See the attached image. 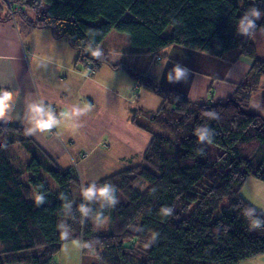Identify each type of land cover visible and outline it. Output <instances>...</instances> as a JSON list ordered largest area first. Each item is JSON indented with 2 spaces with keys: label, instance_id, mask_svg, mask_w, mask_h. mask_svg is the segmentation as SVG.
Wrapping results in <instances>:
<instances>
[{
  "label": "trees",
  "instance_id": "16d2710c",
  "mask_svg": "<svg viewBox=\"0 0 264 264\" xmlns=\"http://www.w3.org/2000/svg\"><path fill=\"white\" fill-rule=\"evenodd\" d=\"M2 6L66 41L89 72L126 68L103 47L110 31L126 34L150 63L176 45L219 59L235 51L252 64L230 97L208 101L168 88L149 68L130 71L135 85L161 102L141 122L132 117L151 137L141 159L95 182L115 187L114 204L85 200L81 189L89 184L82 186L73 167L59 168L20 126L0 120V264H52L68 238L96 264H238L264 253V214L240 191L249 176L264 182V116L247 109L264 75L252 40L264 30V0H0ZM252 9L261 18L246 36L237 25ZM200 132L210 139L199 140ZM16 144L29 161L12 152ZM256 219L259 229L250 226Z\"/></svg>",
  "mask_w": 264,
  "mask_h": 264
},
{
  "label": "crops",
  "instance_id": "0c3cea01",
  "mask_svg": "<svg viewBox=\"0 0 264 264\" xmlns=\"http://www.w3.org/2000/svg\"><path fill=\"white\" fill-rule=\"evenodd\" d=\"M3 6L0 8V90L7 89L12 98L0 120L20 126L59 168L73 167L82 186L124 169L128 166L122 163L124 160L138 157L139 161L150 141V134L132 122L136 111L131 104L138 102V110L148 117L161 100L137 87L130 71L149 68L160 83L194 101L230 97L250 72L252 60L247 57L225 62L176 45L167 47L157 64L150 63L149 54L132 47L128 36L116 31H110L103 47L113 54L115 59H110L111 62L125 63L126 68L102 65L89 72L81 69L76 62V51L66 41L54 39L47 29L31 28L14 11L15 7L9 11ZM137 57L142 64L131 69L129 62L135 65ZM174 63L190 70L187 80L165 78ZM250 97L252 107L249 105L248 110L264 116V75ZM145 98L154 100L156 106L148 109ZM41 100L54 109L58 123L50 130L29 134L26 130L32 126V120L45 117L29 112L28 104ZM74 106L80 107L84 114L78 118L70 115ZM20 151L28 154L22 147ZM80 248L78 240L68 238L54 255H60L61 260H53L52 264H96L95 257L82 254ZM240 263L264 264V253Z\"/></svg>",
  "mask_w": 264,
  "mask_h": 264
},
{
  "label": "clouds",
  "instance_id": "9594fccd",
  "mask_svg": "<svg viewBox=\"0 0 264 264\" xmlns=\"http://www.w3.org/2000/svg\"><path fill=\"white\" fill-rule=\"evenodd\" d=\"M253 17L255 19H253ZM260 18H261L260 10L252 9L248 14L244 15L239 20L237 28L240 31V33L246 36H252L256 29L255 20H258ZM250 29L252 31H249ZM93 55L97 59H100L103 55V52L101 49H96L94 50ZM189 71L190 70L188 68L182 67L178 63H174L171 70L165 74V78L168 81H185L188 78ZM11 98H12V94L7 89L0 90V118H3L5 109L7 108V102L10 101ZM46 107L48 108L47 112L45 111ZM28 111L37 114V116L43 114L45 117V118L32 120L31 122L32 126L26 130L29 134H35L37 131L43 132L45 130H50L53 127H55L58 123L56 116L53 114L54 109H52L50 106H45L42 100L39 103H29ZM83 114L84 111H82L81 108L78 106H74L72 112L70 113V115L77 118ZM212 115H215V113H212ZM198 139L209 140L210 138L206 136L203 132H200L198 134ZM114 190L115 187L112 184L105 183V184L97 185V183L92 182L87 187H82L81 195L87 201H92L94 199H101L109 204H114L116 203V198L113 195ZM40 199L42 200L43 197H41ZM37 202L39 203V201ZM79 210L82 213V215H88L90 211V209L84 204L80 205ZM165 211H167V209ZM250 226L253 229H259L261 227V221L259 219L251 220ZM61 237L64 238L63 234H61Z\"/></svg>",
  "mask_w": 264,
  "mask_h": 264
},
{
  "label": "rangeland",
  "instance_id": "374dc122",
  "mask_svg": "<svg viewBox=\"0 0 264 264\" xmlns=\"http://www.w3.org/2000/svg\"><path fill=\"white\" fill-rule=\"evenodd\" d=\"M18 5H19V3H15L13 6L14 7H18ZM22 7L24 8V13L27 16H29V17H34L35 16V11H34L33 8L30 7V5H26L25 4V5H22ZM126 17H129V13H126ZM101 20L102 19H99L95 23H98ZM252 40H253V42H254V44L256 46L257 56L261 57V58H264V30L258 29L256 31V33L254 34ZM227 56H229L231 58H229V59L228 58L227 59H221V60H223L225 62L226 61H234V60L236 61L237 60L236 59L237 55H236L235 51L229 52ZM108 58L109 59H115L113 54H111V53H108ZM130 60H133V59H130ZM135 61H136V62H134L135 65L133 64V62H129V65H130L131 69H134L133 67H136V66L140 67L141 64H142V61H141L140 57H137L135 59ZM154 96H156V95L154 94L152 98H154ZM250 99H251V97L249 98V105H250V108H251L252 107V103H251L252 101L250 102ZM145 102H146V105H147L148 109H153L156 106V103L152 99L145 98ZM137 106H138V102H136L135 104H131V107L134 108L135 111H136V115L135 116L137 118V121L141 122L143 120V116L142 115H143L144 112H141L140 110H138ZM156 109L154 111H156ZM247 109H249V106H248ZM105 137L106 136H103V138H105ZM74 139L75 138H72V140H74ZM66 140H67V138H66ZM78 140L79 139H77V141H75L76 142V146L80 145ZM21 147L22 146L20 144L13 145L12 152L15 153V154H19L20 157L23 159V161H27L26 159L27 158L29 159L30 156L28 154H24L22 151H20ZM52 162L55 163L54 160H52ZM137 162H138V157L136 159H134V160H124L122 163H125V164L127 163V165H130V164H135ZM40 175L42 177H44V179L46 181H51L50 177L48 175L43 174V171L40 172ZM240 191H241L242 196L247 201H249L256 209H258L259 211H261L264 214V182L259 181V180L255 179V178L249 176L244 181ZM62 248L64 249L65 246L62 247ZM58 258H59V260H61L60 255H57L56 257L54 256V259H53L54 262ZM82 260H84V259H82Z\"/></svg>",
  "mask_w": 264,
  "mask_h": 264
}]
</instances>
